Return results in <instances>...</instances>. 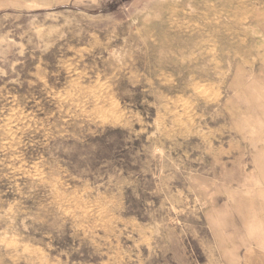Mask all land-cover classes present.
<instances>
[{
  "label": "rangeland",
  "instance_id": "1",
  "mask_svg": "<svg viewBox=\"0 0 264 264\" xmlns=\"http://www.w3.org/2000/svg\"><path fill=\"white\" fill-rule=\"evenodd\" d=\"M0 264H264V0H0Z\"/></svg>",
  "mask_w": 264,
  "mask_h": 264
}]
</instances>
